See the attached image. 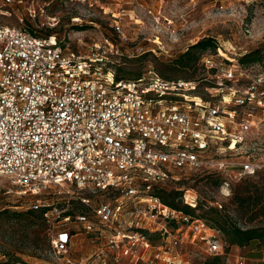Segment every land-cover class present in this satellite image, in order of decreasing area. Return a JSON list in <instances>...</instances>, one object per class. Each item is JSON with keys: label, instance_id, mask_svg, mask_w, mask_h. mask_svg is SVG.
<instances>
[{"label": "built area", "instance_id": "1", "mask_svg": "<svg viewBox=\"0 0 264 264\" xmlns=\"http://www.w3.org/2000/svg\"><path fill=\"white\" fill-rule=\"evenodd\" d=\"M25 2L3 0L34 16L36 9ZM123 54L113 40L80 50L56 34L0 24V190L31 196L24 198L27 208L43 209L58 264H181L177 247L184 238L202 242L208 254L229 257L231 248L227 251L218 229L153 191L175 169L221 172V187L231 189L264 168L250 156L230 161L204 154L216 148L232 155L264 127V74L249 73L255 65L217 61L208 51L200 79H169L154 69L118 77ZM202 80L213 85L194 92ZM113 191L119 193L115 201L102 198ZM49 193L61 194L67 205L78 199L90 212L66 213L68 207L58 206V197L47 198ZM127 199L134 202L135 223L129 225L134 229L122 225ZM72 217L81 227L66 226ZM81 229L104 238L90 261L70 253ZM144 229L163 239L168 232L167 238L154 244ZM236 262L247 259L239 254Z\"/></svg>", "mask_w": 264, "mask_h": 264}, {"label": "rangeland", "instance_id": "2", "mask_svg": "<svg viewBox=\"0 0 264 264\" xmlns=\"http://www.w3.org/2000/svg\"><path fill=\"white\" fill-rule=\"evenodd\" d=\"M25 4L36 9L34 16L22 5H6L0 0V24L26 26L39 35L56 34L63 42L80 50L87 49L94 42L113 40L124 52L117 71L128 78H135L149 69L167 76L195 74L192 69L177 66L174 61L190 44L204 36L217 39L216 60L231 63L234 67L240 65L239 57L248 51L261 47L264 53V0H26ZM209 52L214 51L209 49ZM202 71L199 69L196 74ZM260 72L264 74V64H257L249 71L254 75ZM241 82H245V78L242 77ZM205 84L207 82L203 81L201 88L194 92L200 90L202 93ZM204 154L210 160L226 157L230 161H242L250 156L264 163V127L254 131L247 143L238 146L232 155L216 148H210ZM208 169H175L173 177L155 185L182 190L180 200L187 203L185 198H188L197 205L188 203L195 208L194 215H200L214 205L239 225L246 226L232 202L235 192L243 188V180L237 182L233 189L222 188L211 178H206L212 172ZM45 196L51 200L58 197L56 200L60 207L90 212V208L78 199L73 198L67 205L61 194L49 193ZM117 196L119 193L113 191L104 193L102 198L115 201ZM24 198L28 201L31 196L18 197L15 191L6 193L3 188L0 190V210L26 211ZM127 202L122 225L134 229V224L129 226L135 223L130 213L134 202ZM66 226L81 227L73 217ZM173 227L171 224L169 228L171 235L175 233ZM37 233L40 235L38 241L35 238ZM167 234L164 235L165 240ZM52 235L49 224L45 225L37 216L0 215V261L58 264L52 252ZM152 238L154 244L164 240L158 232H154ZM103 244L104 238L96 239L94 234L81 229L74 237L70 253L83 261H90ZM237 246L233 245L230 256H226L229 264H237L239 254L246 257V264H264L263 244L253 241L243 247ZM177 248L181 264H203L212 256L202 242H191L186 238ZM261 256L263 259H260Z\"/></svg>", "mask_w": 264, "mask_h": 264}, {"label": "trees", "instance_id": "3", "mask_svg": "<svg viewBox=\"0 0 264 264\" xmlns=\"http://www.w3.org/2000/svg\"><path fill=\"white\" fill-rule=\"evenodd\" d=\"M35 32L34 30H32ZM51 34V33H50ZM47 34V35H50ZM218 41L212 36H204L197 40L196 42L190 44L188 48L181 53L176 60L174 61L177 66H182L184 68L192 69L195 74L187 76H162L171 79H185V80H194L202 78L206 72V67L202 62V56L212 50L215 52L217 48ZM264 53L261 47L253 49L244 53L239 57L238 62L242 67H249L251 65L264 64ZM197 64L198 65L197 68ZM199 69H203L202 73L196 74ZM205 72V73H204ZM118 77H125L120 75L117 71ZM140 76V75H138ZM136 76V77H138ZM203 82V80L200 82ZM206 82V81H205ZM213 85V83H207ZM259 177V179H255ZM206 178H211L212 182L216 183L217 186H221L225 180V175L221 172H209L206 175ZM243 180V188L235 192L232 202L235 205V209L240 213L243 223H246V226H241L237 221H234L230 216L223 212L222 209H219L217 206L210 205L205 211L200 215H194V207L188 203H183L182 199V190L180 189H169L166 187L156 186L154 187V193L161 198V200L175 208L181 209L187 213H190L196 217L204 219L209 226L218 229L221 232V237L225 242L227 251L233 245H238L239 247L246 246L253 241H257L264 245V168L257 171L253 175H248L242 177L240 180L235 181L231 185V189L235 187L237 182ZM197 206V205H196ZM66 213H74V209H69ZM32 215L39 217L42 222L46 225L48 223L43 216V209H33L28 208L26 211H15L10 210L9 208H3L0 210V215ZM147 232L151 240L152 234L148 230L144 229ZM38 232V231H37ZM159 233V232H158ZM40 240V235L37 233V237ZM212 256L208 257L203 264H226V255L224 254H211ZM9 262V261H7ZM17 262V261H13ZM12 262V263H13Z\"/></svg>", "mask_w": 264, "mask_h": 264}, {"label": "crops", "instance_id": "4", "mask_svg": "<svg viewBox=\"0 0 264 264\" xmlns=\"http://www.w3.org/2000/svg\"><path fill=\"white\" fill-rule=\"evenodd\" d=\"M191 242H192V241H191ZM237 247H239V246H237ZM231 250H233V246H232ZM230 254H231V253H230ZM229 256H230V255H229ZM260 259H263V257L261 256ZM228 263H229V259H228Z\"/></svg>", "mask_w": 264, "mask_h": 264}]
</instances>
